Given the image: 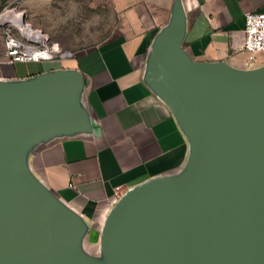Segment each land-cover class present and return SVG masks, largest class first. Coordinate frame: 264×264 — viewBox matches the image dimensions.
<instances>
[{
    "label": "water",
    "instance_id": "95a60500",
    "mask_svg": "<svg viewBox=\"0 0 264 264\" xmlns=\"http://www.w3.org/2000/svg\"><path fill=\"white\" fill-rule=\"evenodd\" d=\"M179 18L158 39L149 84L192 140L179 182L133 191L112 214L110 264H264V69L196 65L179 47ZM75 79L0 83V264H92L72 253L76 219L28 175L21 146L50 127L79 131Z\"/></svg>",
    "mask_w": 264,
    "mask_h": 264
},
{
    "label": "crops",
    "instance_id": "0c3cea01",
    "mask_svg": "<svg viewBox=\"0 0 264 264\" xmlns=\"http://www.w3.org/2000/svg\"><path fill=\"white\" fill-rule=\"evenodd\" d=\"M73 1L80 0H23L19 7L33 26L39 8ZM88 1L115 17L109 38L72 58L26 63L20 75L16 64L2 66L0 77L14 86L60 75L75 79L83 127L46 128L23 143L21 157L30 178L76 219L79 254L104 264L107 226L120 201L156 181H182L191 167L187 129L148 82L158 39L178 17L179 47L189 62L262 70L264 58L248 64L242 35L244 15L261 11L264 0Z\"/></svg>",
    "mask_w": 264,
    "mask_h": 264
},
{
    "label": "built area",
    "instance_id": "2783aa9c",
    "mask_svg": "<svg viewBox=\"0 0 264 264\" xmlns=\"http://www.w3.org/2000/svg\"><path fill=\"white\" fill-rule=\"evenodd\" d=\"M22 1L0 0V68L12 67L17 63L72 58V53L62 52L57 44L49 45L48 38L27 21L24 11L19 7ZM35 32L42 34L41 40L33 36ZM242 51L247 55L248 64L253 63L256 56L264 54V7L259 12L244 15ZM3 80L0 77V83Z\"/></svg>",
    "mask_w": 264,
    "mask_h": 264
},
{
    "label": "rangeland",
    "instance_id": "374dc122",
    "mask_svg": "<svg viewBox=\"0 0 264 264\" xmlns=\"http://www.w3.org/2000/svg\"><path fill=\"white\" fill-rule=\"evenodd\" d=\"M20 6V5H19ZM23 10L22 8H20ZM33 26L48 38V44H57L62 52L72 54L90 48L109 38L114 30L115 17L108 8H93L88 0L61 3L39 8L35 12ZM264 58V54L256 59ZM254 61L250 65H257ZM28 64L15 65L18 75L25 73ZM77 241V240H76ZM75 241V243H77ZM72 253L83 258L73 245ZM106 255V254H105ZM104 264H110L109 261Z\"/></svg>",
    "mask_w": 264,
    "mask_h": 264
},
{
    "label": "bare ground",
    "instance_id": "6f19581e",
    "mask_svg": "<svg viewBox=\"0 0 264 264\" xmlns=\"http://www.w3.org/2000/svg\"><path fill=\"white\" fill-rule=\"evenodd\" d=\"M12 15H14V14H12ZM27 31L29 32V33H31V31L29 30V29H27ZM41 33H39V32H35L34 34H33V36L34 37H36V38H39L40 40L42 39V34L40 35Z\"/></svg>",
    "mask_w": 264,
    "mask_h": 264
}]
</instances>
